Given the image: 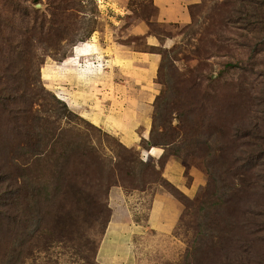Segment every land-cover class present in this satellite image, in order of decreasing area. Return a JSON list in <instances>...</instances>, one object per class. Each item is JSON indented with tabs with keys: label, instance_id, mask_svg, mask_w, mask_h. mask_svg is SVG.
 <instances>
[{
	"label": "rangeland",
	"instance_id": "obj_1",
	"mask_svg": "<svg viewBox=\"0 0 264 264\" xmlns=\"http://www.w3.org/2000/svg\"><path fill=\"white\" fill-rule=\"evenodd\" d=\"M188 10L0 0V264H102L113 212L131 218L130 264H264V0ZM138 51L157 57L146 82ZM170 160L183 183L199 173L193 195L163 177ZM157 191L175 203L163 230Z\"/></svg>",
	"mask_w": 264,
	"mask_h": 264
},
{
	"label": "crops",
	"instance_id": "obj_2",
	"mask_svg": "<svg viewBox=\"0 0 264 264\" xmlns=\"http://www.w3.org/2000/svg\"><path fill=\"white\" fill-rule=\"evenodd\" d=\"M196 0H152L156 9V18L160 22L184 24L189 22L188 4ZM134 33H143L142 27L137 26ZM146 43L153 45L155 39L152 36L146 38ZM129 55V54H128ZM130 66L137 60L139 70L135 69V74L140 81L145 82L150 78L149 70L155 64L157 57L155 53L138 51L134 55L130 54L127 58ZM131 107H139L137 102H127ZM134 110V109H133ZM133 112V111H132ZM136 112L134 111V115ZM128 115L131 114L128 112ZM138 136H120L123 143L133 145ZM149 154L159 155L158 148L150 147ZM183 166L177 160L167 161L162 168L163 177L173 186L183 191L186 195H193L197 184L200 182L199 173L191 171L192 178L188 184L182 180ZM113 193L120 198V192L113 190ZM148 223L152 228L165 229L170 227L175 220V203L171 195L167 192L157 191L155 193L152 206L149 212ZM131 218L127 214H117L113 212L111 219L106 227L103 239L98 248V259L102 264H130L129 257L132 244V228L129 225Z\"/></svg>",
	"mask_w": 264,
	"mask_h": 264
},
{
	"label": "bare ground",
	"instance_id": "obj_3",
	"mask_svg": "<svg viewBox=\"0 0 264 264\" xmlns=\"http://www.w3.org/2000/svg\"><path fill=\"white\" fill-rule=\"evenodd\" d=\"M87 49V48H86Z\"/></svg>",
	"mask_w": 264,
	"mask_h": 264
}]
</instances>
